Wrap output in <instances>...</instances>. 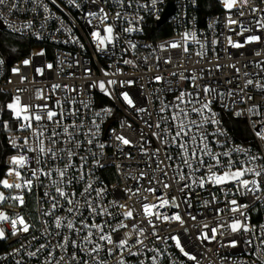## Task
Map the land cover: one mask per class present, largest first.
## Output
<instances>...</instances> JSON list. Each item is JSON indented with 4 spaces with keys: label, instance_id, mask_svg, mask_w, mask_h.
Masks as SVG:
<instances>
[{
    "label": "built area",
    "instance_id": "1",
    "mask_svg": "<svg viewBox=\"0 0 264 264\" xmlns=\"http://www.w3.org/2000/svg\"><path fill=\"white\" fill-rule=\"evenodd\" d=\"M218 1L220 9L204 17L199 0H156L155 4L153 0H8L7 6H0V33L31 44L26 54L13 60L0 52V127L9 146L0 180L23 183L15 175H6L16 167L10 163L11 157L20 155L28 160L19 170L24 179L32 180L31 191L0 185L5 197L20 195L24 199L22 206L5 199L0 202V212L10 220L23 217L29 225V231L24 232L17 223V234L12 235L10 220L0 221L5 233L0 239V264H120L121 260L124 264H264V176L248 173L242 178L260 181L261 191L255 195L236 183L217 186L206 182L201 187L200 178L206 177L208 170L195 161H191L192 168L184 163L178 145L188 137L172 139L179 121L171 117L178 111L176 98L184 93L185 101H200L180 104L189 112L187 119L179 118L186 125L190 120L200 124L203 116L215 113L218 123H203L199 129L193 126L190 135L206 136L204 143L213 153L221 154L222 165L228 163V157L222 155L226 152L237 162L236 167L244 164L261 171L264 165V139L256 135L264 129V0H234L231 9L224 6V0ZM170 3L173 13L159 24ZM100 9L108 16L103 23L98 18L104 15ZM108 26L113 28V41L100 44L99 39L108 35ZM95 32L99 38L93 36ZM154 33L158 36H150ZM250 36L260 39L247 42ZM172 43L180 46L170 47ZM233 43L243 47H233ZM14 68L19 71L14 73ZM249 80L253 83L247 84ZM100 82L106 91L101 90ZM204 88L213 91L205 94ZM125 93L131 105L124 100ZM16 97L21 106H28L19 118L7 108ZM207 101H211V112L205 111L203 116L191 112L193 106L199 108ZM49 109L58 114L51 122L46 116ZM34 114L43 119H33L32 129L22 130L21 124L28 123L23 117ZM57 120L61 123H55ZM37 124L45 137L53 131L61 133L55 145L45 140L58 158L44 156L39 165L32 159L36 154L24 148L25 138L29 139L27 147L36 146L33 130ZM65 128L74 133L72 143H67ZM198 145L199 139L189 141V155ZM68 148L75 152L71 158L61 151ZM252 156L257 159L249 162ZM203 158L209 162V157ZM68 163L73 166L58 186L78 201L71 205L78 210L73 213L67 211L70 205L52 184V180H61L54 169H63ZM196 167L200 170L194 171ZM31 168L52 171V176L38 173L36 179ZM88 184L92 188L82 196ZM45 192L50 195L46 197ZM53 196L58 200L56 208L52 207ZM162 200H168L169 205L159 207ZM231 200L247 207L233 212L236 206ZM89 204L106 211L94 215ZM144 204L156 205L153 213L179 214L181 219L146 216ZM128 210L133 218L125 219ZM49 212L51 215H45ZM57 218L62 220L59 229ZM68 220L77 228L82 227L81 222H95L114 241L127 239L128 245L118 249L100 241L101 233L92 228L93 243L73 248L71 241L83 244L82 237L89 229L77 234L63 226ZM235 221L251 230L233 232L230 225ZM114 228L119 231L113 232ZM65 237H69L67 243ZM95 244L101 245L99 252L89 254ZM74 253L77 260H71Z\"/></svg>",
    "mask_w": 264,
    "mask_h": 264
},
{
    "label": "snow or ice",
    "instance_id": "2",
    "mask_svg": "<svg viewBox=\"0 0 264 264\" xmlns=\"http://www.w3.org/2000/svg\"><path fill=\"white\" fill-rule=\"evenodd\" d=\"M7 2H8V0H0V6H7ZM105 2H107V0H105ZM155 2H156V0H153V4H155ZM244 2L246 3L247 0H244ZM233 3H234V0H232V2H229V0H224V6L228 9H231L233 7ZM13 6H15V5H13ZM100 12L104 13V10L100 9ZM89 15L96 17L97 13H89ZM117 16H119V13H117ZM98 18L101 19V22L103 23L104 21H106L108 19L107 13H104V15L102 17H98ZM230 23H236V21H230ZM133 30L134 29H125V31H133ZM105 31L108 35L105 36L104 38L99 39L100 44H104L105 41H107L108 43H112V41H113V28L111 26H108L105 28ZM187 35L188 34L186 33L185 34L186 39H187ZM93 36L96 38H99L100 34H99V32H95V33H93ZM259 39L260 38L258 36H250V37H247V42L258 41ZM230 43H232L231 40H230ZM179 46L180 45L177 43H172L170 45V47H173V48H176ZM132 47H135V45H132ZM233 47H243V45L239 44V43H233ZM185 51H187V48H185ZM2 63H3V61L0 60V64H2ZM23 63L25 65H27L29 63V61L25 60V61H23ZM125 63H131V61H125ZM48 67H51V65H49ZM18 71L19 70L16 68L13 69L14 73H16ZM23 79L24 78L22 77V80ZM157 79H160V78L157 77ZM109 83H114V81H109ZM252 83H253V81H251V80L247 81V84H252ZM99 87L101 88L102 91H106L105 85L103 82H100ZM203 91L205 94H208L209 92H211L213 90L209 89V88H204ZM184 95H185L184 93H181V95L176 98L180 103L175 105V107L178 109V111L172 115L171 119H172V121H179V122L177 124L178 130L175 132V135L172 137V139H173V141H177L178 139H182L183 137H188V140H185L183 143H180L178 145L181 149H183L184 157H185L184 163L189 168H192L193 166H192L191 161H195L197 163V165L203 166L204 168H206L208 170V174L206 175V177L200 178V181H199L200 186L203 187L206 182L211 183L213 185H217V186L225 185L228 183H236L240 187L247 190L248 192L253 193L254 195H255V193L261 191L259 180H257V179L246 180V179H242V178L248 173H251L255 177L264 176V165L260 166L262 169L261 171H257L254 168L246 167L244 164H241L239 167H236L237 162L233 161L231 159L230 153H227V152L223 153L222 155L225 157H228V163H227V165H222L221 164V158H220L221 154L213 153L212 149L207 144L204 143V141L207 139L206 136L201 134L198 138L196 135H190V133H192V131H193V126H195L197 129H199V128L203 127V123L216 124V123H218V121H216L214 119L215 113H212V117L203 116L205 111L211 112V109H210L211 101H207V102L201 103V106L199 108H196L194 106L191 108V112H194L198 115L203 116V122L200 124H197V122L195 120H190L189 123L186 125L184 123V119H187L189 117V112L183 108H180V104L187 103V104L194 105L195 103H199L200 101L199 100H192V99L185 101ZM189 95H191V94H189ZM123 98L129 105L132 104V101L129 99L127 93L123 94ZM249 99H251V97H249ZM7 108L12 110L15 113L17 118L20 117L22 111L26 112L28 110V106H21L20 105L19 97L15 98V103L7 104ZM250 111H252V109H250ZM57 115L58 114L56 112H54L50 109L46 111L47 120L50 122L53 121V118L56 117ZM237 115H240V113H237ZM180 117H183L184 119H179ZM33 119L35 121L39 122L43 119V117L40 114H34L32 116L25 115L23 117V120L28 121V123L27 124H21V129L22 130L32 129L31 121ZM55 123L59 124V123H61V121L57 120V121H55ZM5 127H7V125H5ZM156 127L159 128L160 125L157 124ZM166 131H168V130H166ZM64 133L67 134L69 137L67 143H72L75 139L74 133L69 132V130L67 128L64 129ZM59 135H61V133L53 131L51 136L45 137V131L39 126V124H37V128L35 130H33V136L35 137L34 142H35L36 146L35 147H27V145L29 143V139L25 138L24 139L25 151L26 152H32V153L36 154L34 157H32V159L35 160V163L37 165L44 162L42 160V157H44V156H49L51 159L55 160L58 158L56 151L54 150L53 147H47L45 144V140L47 139L48 144L55 145L58 142L57 139H55V138L58 137ZM256 135L259 136L261 139H264V129H262V131H260V132H257ZM117 139L121 140L124 144L130 143V141H128L124 137H117ZM197 139H199V145L192 147L190 155H189V141H197ZM12 143H13L14 147H19V145H17L15 141H12ZM89 143H91V141H89ZM101 147H103V145H101ZM61 151H66L69 158H71L73 155H75V152H73V150L71 148L61 149ZM237 151H240V149H237ZM245 155H247L246 150H245ZM205 156L209 157L208 163H206L204 158H203ZM81 159L83 160L84 158L82 157ZM256 159H257V157L252 156L249 158V162L255 161ZM27 160H28V157H26L24 155L11 157L10 163L16 167L10 168L8 170V172L6 173L7 176L15 175L17 177V179L22 180L23 183H10L7 179H3V180H0V185H2L6 189H13V188L25 189L26 188L28 191H31L32 180L31 179H24V177L21 174V171L19 170V169H23L26 166ZM97 163H99V162L97 161ZM72 166L73 165L71 163H68L65 165V167L63 169H54V171L61 178V180L60 181L52 180V184H53V186H55V191H56V193H58V196L60 198L65 199L67 201L68 205H70V207L67 209V211L69 213H73L74 211H78L77 209H74L73 207H71V205H73L74 203H78V201H74L72 198H70V194L66 193L61 187L58 186V184L63 181V178L66 175V172ZM29 167H31V166H29ZM212 168H216V169L226 168L227 170H224L222 172H216V171H212L211 170ZM199 170H200V167H196L194 169V171H199ZM38 173H39V175H43L46 177L52 176V171H45L43 168H31V174L36 179H39ZM80 179L82 180L83 176H81ZM181 179L182 180L186 179V177L181 176ZM68 182L71 183V180H69ZM193 182H195V181H193ZM249 185H253V187H249ZM164 186L168 187L169 185L166 184ZM185 186L187 187V185H185ZM91 188H92V185L88 184L87 187L84 188V191L81 193V195L84 196L86 193L89 192V190ZM149 191H155V189H149ZM44 195L47 197L50 195V193L45 192ZM71 196H75V193H72ZM5 199H11L13 201H16L21 206L24 204L23 196L17 195V196H12V197H5L4 193L0 192V202H3ZM52 199L54 201L52 204V207L56 208L58 205L57 197L53 196ZM174 200H175V198H173V205L178 207L179 205L174 204ZM169 203L170 202L168 200H162L159 207L162 208V207L168 206ZM229 203L236 206V207H233L231 209V211H233V212L238 211L239 208H241V207H247V205H237V201H235V200H231V201H229ZM88 206L90 208V211L94 215H103L106 211V210L97 211V209L95 207H92L91 204H89ZM121 207H123V206H121ZM156 207H157L156 205L144 204L143 205L144 214L146 216L156 215L157 219L162 218L165 221H167L169 219H174V220H180L181 219L179 214H176L172 217H169L167 215L162 216V214H160L158 212L153 213V208H156ZM45 215H51V213L50 212L45 213ZM124 216H125V219H130V218H133V213L131 210H128L124 213ZM9 220H10V217L7 214L0 212V221H9ZM10 222L13 225L12 235L17 234V223H19L20 225L23 226L22 231H24V232L29 231V225L24 221L23 217L11 219ZM81 223H82V227H80V228H77L76 225L72 222V220H68L67 223L65 225H63L64 227H66L70 231H74L77 234L81 233L84 229H89L87 231V233L82 237V241L84 242L83 244H78L77 241H75V240L71 241L73 248H82V247H86V245H88V244L93 243L92 238L95 234L93 233V231H91L92 228H95L98 232L101 233L98 237V239L100 241H105L109 245L115 244L116 248H118V249H124L128 245L127 239H121L119 241H114L112 235L111 234H105L103 232V226L98 225L95 222H93L92 224H88V223H84V222H81ZM149 223L151 224L152 221L149 220ZM55 226L58 229L62 227L61 218L56 219ZM120 227H127V225L121 224ZM230 227H231V230L233 232L239 231L241 229H243V231H250L251 230L246 224H242L240 221L233 222L230 225ZM112 231L117 232V231H119V229L114 228V229H112ZM140 231H141V234H143V230L141 229ZM213 232H215V229H213ZM3 238H5L4 230L0 229V239H3ZM64 239H65V243H67L69 240V237H65ZM137 243H143V241H137ZM176 244H177V247H180L179 240L176 241ZM232 246H235V241L232 242ZM44 247H46V246L41 245V248H44ZM59 247L62 249H65V251L67 250L65 248L64 244H60ZM100 247H101L100 244H95L93 247L88 249L89 254L98 253L100 250ZM181 251H183V248H181ZM111 252H112V249H109L110 254H111ZM131 254L135 255L136 253H131ZM31 255H36V253H31ZM50 255H51V253H50ZM185 255H188V253H185ZM189 258L195 259V257H189ZM61 259H63V257H61ZM71 260H77L75 253L71 257ZM48 264H51V261H49ZM57 264H59V261H57ZM83 264H87V262L84 261ZM120 264H124V261L121 260Z\"/></svg>",
    "mask_w": 264,
    "mask_h": 264
},
{
    "label": "trees",
    "instance_id": "3",
    "mask_svg": "<svg viewBox=\"0 0 264 264\" xmlns=\"http://www.w3.org/2000/svg\"><path fill=\"white\" fill-rule=\"evenodd\" d=\"M220 9L218 0H199V12L203 17L214 13ZM150 36H158L157 33ZM30 43L0 33V52L7 56L8 59L13 60L26 54L30 49ZM9 151L6 135L0 127V178L3 174L6 154Z\"/></svg>",
    "mask_w": 264,
    "mask_h": 264
},
{
    "label": "water",
    "instance_id": "4",
    "mask_svg": "<svg viewBox=\"0 0 264 264\" xmlns=\"http://www.w3.org/2000/svg\"><path fill=\"white\" fill-rule=\"evenodd\" d=\"M173 10H174L173 4L170 3L167 6L166 10H165V13L163 15V18L159 21V24H162L164 21H166V19L168 18V16H170L173 13Z\"/></svg>",
    "mask_w": 264,
    "mask_h": 264
}]
</instances>
